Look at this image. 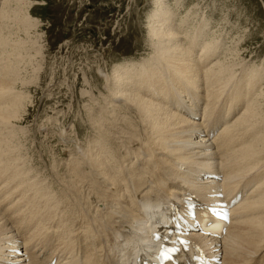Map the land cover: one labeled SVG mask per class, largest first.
Masks as SVG:
<instances>
[{
  "label": "bare ground",
  "instance_id": "bare-ground-1",
  "mask_svg": "<svg viewBox=\"0 0 264 264\" xmlns=\"http://www.w3.org/2000/svg\"><path fill=\"white\" fill-rule=\"evenodd\" d=\"M1 1L0 264H26L32 255L48 257L44 264L55 256L58 264H130L152 250L147 230L164 219L172 199L179 201L188 191L203 202L218 193L227 198L240 193L242 201L233 209L223 239L198 234L192 238L205 251L214 246L221 264H264V66H254L230 85L238 63L231 61L238 51L230 52V62L223 55L221 60L217 34L206 40V25L200 20L191 25L193 31L190 19L179 17L173 26L183 0L173 5L155 0L148 34L156 57L115 69L112 101L99 108L108 117H93L95 131L106 134L96 131V138L86 140L91 146L62 147L60 161L39 172L25 163L16 147L21 144H14L30 102L13 90L18 83L28 85L33 76L21 75L35 65L30 47L11 36L29 20L19 12L20 0ZM260 80L263 84L257 88ZM109 107L111 113L103 112ZM180 108L197 120L182 117ZM6 129L9 139L2 138ZM65 165L66 175L59 176ZM27 173L34 176L28 178ZM43 173L58 179L60 188L56 190L53 181L51 187L48 177L42 180ZM205 173L210 177L202 179ZM217 177L221 181L216 182ZM46 246L53 251L44 253Z\"/></svg>",
  "mask_w": 264,
  "mask_h": 264
},
{
  "label": "rangeland",
  "instance_id": "rangeland-1",
  "mask_svg": "<svg viewBox=\"0 0 264 264\" xmlns=\"http://www.w3.org/2000/svg\"><path fill=\"white\" fill-rule=\"evenodd\" d=\"M154 2L156 3L155 0H20L19 12L22 16L26 15L29 23L25 28H15L16 32L11 37L25 41L30 47L35 67L30 70L26 67L21 75L22 79H26L28 75L33 76L28 81L31 82L30 85L27 81L29 86L25 87L18 83L17 89L13 90L14 93L23 92L19 97L26 95L30 102L27 119L22 122V126L19 125L21 129L15 130L17 138L15 137L14 144H21L16 147L32 169L44 172L42 167L46 166L48 169L58 163L61 155L59 152L64 146L72 145L75 149L79 144L91 146L87 141L97 134V130L92 127L94 118L105 115L99 118L103 120L106 117L103 112L108 114L111 110L109 107L103 114L99 113V108H104L105 104L112 101L110 92L115 85L113 78L118 74L115 69L128 64L127 62H151L155 59V48L151 45L148 34L156 7ZM168 3L173 5L174 0H168ZM177 9L173 26L180 23L179 17L184 21L190 19L189 26L200 20L201 24L206 25V40L213 32L217 34L215 39L218 38L222 45V54L219 53L221 60L224 56L228 61L230 52L234 54V50L235 53L238 51L239 56L231 61L234 64L238 62L233 68L234 73L237 71L236 80H229L230 85L242 77L241 74L246 75L247 71L250 73L254 66L256 69L264 66V0H183ZM181 13L184 15L181 16ZM186 13L189 17H186ZM192 29L191 26L189 30L193 31L196 27ZM181 35L180 31L179 37ZM227 47L231 50H227ZM223 50L227 53L224 54ZM199 52L194 51V54L198 55ZM216 57L213 56L210 62ZM160 59L164 60L162 57ZM241 67L243 72L239 69ZM262 79L264 81V75ZM260 81L257 88L263 84ZM146 82L147 78H144L142 84ZM150 91L153 92L154 87ZM88 116L93 120H89ZM50 129L54 134L50 133ZM6 130H2V135L6 134L2 138L9 139L10 131ZM100 132L106 134L103 130L98 134ZM60 135L64 136V142ZM50 137L54 138L50 140ZM114 140L117 144V140ZM17 149L14 157L18 155ZM59 170V176L66 175V165L60 166ZM27 174L28 178L34 176L32 173ZM44 175L45 173L41 174L42 180L48 177L51 187L53 181L54 188H60L55 184L59 183L58 179L56 181L49 178L48 174L44 178ZM63 189L67 191L66 188Z\"/></svg>",
  "mask_w": 264,
  "mask_h": 264
}]
</instances>
